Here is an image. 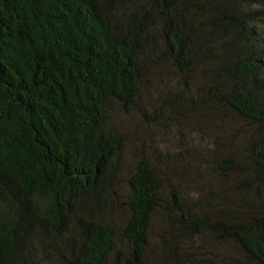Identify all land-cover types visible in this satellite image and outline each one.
Instances as JSON below:
<instances>
[{
  "label": "trees",
  "instance_id": "trees-1",
  "mask_svg": "<svg viewBox=\"0 0 264 264\" xmlns=\"http://www.w3.org/2000/svg\"><path fill=\"white\" fill-rule=\"evenodd\" d=\"M0 264H264V0H0Z\"/></svg>",
  "mask_w": 264,
  "mask_h": 264
}]
</instances>
